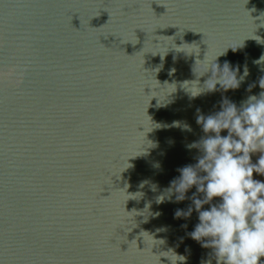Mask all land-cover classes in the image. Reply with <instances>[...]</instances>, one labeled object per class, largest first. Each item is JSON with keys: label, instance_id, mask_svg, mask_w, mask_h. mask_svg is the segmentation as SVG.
<instances>
[{"label": "water", "instance_id": "1", "mask_svg": "<svg viewBox=\"0 0 264 264\" xmlns=\"http://www.w3.org/2000/svg\"><path fill=\"white\" fill-rule=\"evenodd\" d=\"M225 48L239 86L190 96ZM262 53L264 0H0V264L207 258L190 201L156 197L195 163L196 109L262 90Z\"/></svg>", "mask_w": 264, "mask_h": 264}, {"label": "clouds", "instance_id": "2", "mask_svg": "<svg viewBox=\"0 0 264 264\" xmlns=\"http://www.w3.org/2000/svg\"><path fill=\"white\" fill-rule=\"evenodd\" d=\"M229 47L235 51L237 45ZM226 48L207 61L203 58L199 76L210 75L201 87L189 89L190 96L239 86L247 67L238 77L236 66L216 62ZM262 61L264 53L254 63ZM258 83L262 89L259 94L248 95L239 106L222 96L218 110L204 114L196 109L195 120L203 135L186 145L198 150L195 163L178 167V175L156 197L157 203L190 201L185 208L175 209L173 217L187 218L196 211L197 223L186 235L211 250L199 264H212L213 259L215 264H264V180L253 178V172L264 176V76ZM182 127L191 130L187 124ZM222 130H226L223 135ZM256 152L260 155L253 163L250 153ZM193 186L195 191L186 196ZM161 253L167 254L158 255L159 264L160 256L166 257L168 264L186 260L171 248Z\"/></svg>", "mask_w": 264, "mask_h": 264}]
</instances>
